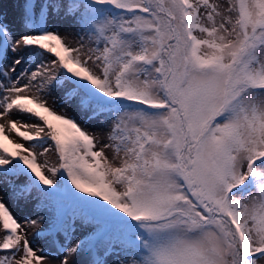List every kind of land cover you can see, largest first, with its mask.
<instances>
[{
    "label": "snow or ice",
    "instance_id": "obj_1",
    "mask_svg": "<svg viewBox=\"0 0 264 264\" xmlns=\"http://www.w3.org/2000/svg\"><path fill=\"white\" fill-rule=\"evenodd\" d=\"M17 7L0 185L37 218L0 197V264H264V0Z\"/></svg>",
    "mask_w": 264,
    "mask_h": 264
},
{
    "label": "rangeland",
    "instance_id": "obj_2",
    "mask_svg": "<svg viewBox=\"0 0 264 264\" xmlns=\"http://www.w3.org/2000/svg\"><path fill=\"white\" fill-rule=\"evenodd\" d=\"M0 13L6 14V21L11 28L13 35H19L21 29L19 27V9L17 7V0H0ZM61 35L70 34L71 36H75V32L71 29L70 25L65 23L61 26L60 28ZM68 43L72 44L75 46V41L74 40H69L67 41ZM52 101L50 100L49 103ZM69 115H73V110L71 108L67 109ZM77 119L79 120L80 117L77 116ZM2 122V121H0ZM82 123V121H81ZM89 131H95V122H91L88 125ZM19 139V138H17ZM47 161V163L50 166H57L58 160L57 156L55 153L49 152L46 156H40L38 157V161L40 163H43L44 161ZM17 183H23V177L20 178ZM9 190L6 185H0V197L3 198L7 206L11 209V211L14 213V215L21 221L23 222V219L25 215L30 216L31 218L35 219L37 218L36 213L31 211V205H28L27 208L23 209L21 207H18L12 199L9 198ZM23 202L21 201V204ZM50 215V213H48ZM41 227H47V225H41ZM25 228L28 231V236L29 239L33 238V234L38 231L39 229L33 228V227H28L25 225ZM81 233H77V235H80ZM39 244L43 245L44 241L41 240L38 242ZM111 259V258H110Z\"/></svg>",
    "mask_w": 264,
    "mask_h": 264
}]
</instances>
